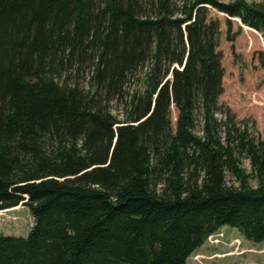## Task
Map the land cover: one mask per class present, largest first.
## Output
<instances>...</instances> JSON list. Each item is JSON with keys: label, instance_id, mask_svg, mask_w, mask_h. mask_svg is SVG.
<instances>
[{"label": "trees", "instance_id": "1", "mask_svg": "<svg viewBox=\"0 0 264 264\" xmlns=\"http://www.w3.org/2000/svg\"><path fill=\"white\" fill-rule=\"evenodd\" d=\"M180 1L0 0V215L33 221L0 235V264H185L223 227L264 242V139L218 103L205 6L263 37L264 7ZM146 61L118 120L97 92L121 94ZM88 63L92 96L60 81Z\"/></svg>", "mask_w": 264, "mask_h": 264}, {"label": "rangeland", "instance_id": "2", "mask_svg": "<svg viewBox=\"0 0 264 264\" xmlns=\"http://www.w3.org/2000/svg\"><path fill=\"white\" fill-rule=\"evenodd\" d=\"M231 3L232 0H218ZM254 6H263L264 0H244ZM144 3V1H143ZM177 8L180 0H173ZM208 17L219 22L218 45L223 68V93L218 99L222 106H228L237 120H254L260 137L264 139V37L254 29L247 31L237 18L226 16L210 6H205ZM180 9V8H179ZM245 26V25H244ZM247 27V26H246ZM249 28V27H247ZM251 29V28H249ZM149 61L126 75L121 94H114L104 101V94L96 89L92 79L93 68L89 63L81 71L75 67L67 69L60 78L69 85H77L85 94L92 96L97 92L102 105L118 120H122L132 95L142 92ZM173 67L176 68L174 64ZM170 75L167 76V79ZM250 92V93H249ZM177 113L171 108V125L175 128ZM199 131V124L197 127ZM243 166L250 171L249 164L242 160ZM32 217L26 207H16L0 215V235L27 236L32 225ZM203 245L194 251L185 264H264V242L252 243L244 239L235 228L223 227L211 235Z\"/></svg>", "mask_w": 264, "mask_h": 264}, {"label": "built area", "instance_id": "3", "mask_svg": "<svg viewBox=\"0 0 264 264\" xmlns=\"http://www.w3.org/2000/svg\"><path fill=\"white\" fill-rule=\"evenodd\" d=\"M210 238H212V236L210 235V236H208V238L207 239H210Z\"/></svg>", "mask_w": 264, "mask_h": 264}, {"label": "crops", "instance_id": "4", "mask_svg": "<svg viewBox=\"0 0 264 264\" xmlns=\"http://www.w3.org/2000/svg\"><path fill=\"white\" fill-rule=\"evenodd\" d=\"M250 93V92H249ZM261 97L263 98L264 97V94H261Z\"/></svg>", "mask_w": 264, "mask_h": 264}, {"label": "water", "instance_id": "5", "mask_svg": "<svg viewBox=\"0 0 264 264\" xmlns=\"http://www.w3.org/2000/svg\"><path fill=\"white\" fill-rule=\"evenodd\" d=\"M240 22V21H239Z\"/></svg>", "mask_w": 264, "mask_h": 264}]
</instances>
